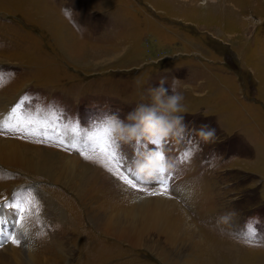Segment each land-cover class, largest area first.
Instances as JSON below:
<instances>
[{
    "label": "rangeland",
    "instance_id": "374dc122",
    "mask_svg": "<svg viewBox=\"0 0 264 264\" xmlns=\"http://www.w3.org/2000/svg\"><path fill=\"white\" fill-rule=\"evenodd\" d=\"M0 72L7 75L0 114L27 95L29 111L42 110L53 137L0 132L31 163L0 161V202L12 196L25 209L18 216L0 203L14 231L11 241L1 239L0 250L23 245L19 227L42 242L45 264H264V0H0ZM173 78L184 96L188 131L161 143L173 172L163 195L177 201V219L191 228H177L179 236L168 239L149 228L138 238L127 234L131 224L114 198L90 196L103 203L92 211L79 202L82 166L126 185L80 137L112 114L127 122L137 105L151 102L149 89L164 80L171 91ZM201 125L215 129L214 142L205 144L192 131ZM113 139L121 170L135 172L153 153L147 141ZM50 169L67 174L54 179ZM140 178L142 192L161 196L155 175ZM193 185L210 193L208 207L187 204ZM105 200L116 208L105 210ZM250 229L255 239L248 242ZM55 240L70 253L56 250ZM230 244L232 256L222 248Z\"/></svg>",
    "mask_w": 264,
    "mask_h": 264
},
{
    "label": "bare ground",
    "instance_id": "6f19581e",
    "mask_svg": "<svg viewBox=\"0 0 264 264\" xmlns=\"http://www.w3.org/2000/svg\"><path fill=\"white\" fill-rule=\"evenodd\" d=\"M15 150H17V147L12 146V144H10L8 140L0 139V161H5V163L8 164L23 166L25 168L31 165L30 161L21 154V151L15 153ZM66 161L67 162H65L66 164L64 166V169H69V173H71L73 171V164L68 161V159ZM82 167L84 169V172L79 177L80 180H78L79 185L77 187V198L79 202L81 204H87L88 207H91L90 210L92 211L94 208L98 210L102 209L103 203H92L89 199L90 196L98 195L100 197H105L106 200L109 198H114V200H116L118 203V208L120 205H122L123 208L122 212L119 215L123 216L131 224L130 226L133 231L128 232L127 234L138 236L139 238V236L141 235L140 233L144 229L147 230L149 228H158L157 230H159L161 234L167 235L166 239H168L179 236L176 232L177 228L181 230V233L182 228L186 232L191 228L188 221L184 222L188 225L182 226V220L177 219V213L182 210L177 201H175L171 197L166 195H151L142 191H138L136 189H132L129 186L120 183V181L112 177L110 178L108 174L103 172L98 167H93L92 170H90L91 166L88 165ZM46 174L48 175V177L59 179V177L67 173L55 174L54 172H52V169H50V171H47ZM186 185H188V182L186 183ZM188 187L189 186H187L186 188ZM199 189H201L199 185H193V187L189 188L191 194L184 195L187 200V204L198 208V205L203 203L206 207H208L211 204V202H209L210 198L208 197L210 193L207 192V189L203 187L201 189L202 192L199 193ZM106 200L104 206L105 210L113 209V207H115L114 203L109 202L106 204ZM7 215L8 214L6 211L0 212V236L1 239L5 241H9V237L5 232V230L8 229V224H6L7 222L4 221L5 218L7 219ZM102 217L103 216H101V218ZM106 217L112 216H108L106 214L104 215V218ZM103 221L108 222L105 220ZM15 230L18 234L23 236V239H25L24 243L21 247H15L11 245L7 248L4 247L5 249L3 250H0V264H45L42 257V250L44 247H41L42 242H38L35 239L33 231L30 228L23 229L19 227H16ZM130 238H133V236H130ZM3 243L6 244L7 242ZM54 243L56 244V250L59 249V251H62L64 255H68L70 253V250L62 240H55ZM213 246L216 251V245ZM230 246L231 247L227 245L226 248H222L230 252L231 255L233 244H230ZM239 254L242 253L240 252ZM55 257L57 256H54V258Z\"/></svg>",
    "mask_w": 264,
    "mask_h": 264
},
{
    "label": "clouds",
    "instance_id": "9594fccd",
    "mask_svg": "<svg viewBox=\"0 0 264 264\" xmlns=\"http://www.w3.org/2000/svg\"><path fill=\"white\" fill-rule=\"evenodd\" d=\"M177 83V79L173 78L171 91L164 86V80H161L157 87L149 89L151 102L137 105L128 113L127 122L115 114L107 117L104 127L109 136L125 143L147 141L157 145L167 138L182 139L188 131V126L181 115L186 108L183 104V94L176 90ZM192 131L203 143L214 142V128L201 125ZM155 156L154 152L149 153L136 165L135 173L138 177H153L156 172L169 167L166 161L157 160Z\"/></svg>",
    "mask_w": 264,
    "mask_h": 264
},
{
    "label": "snow or ice",
    "instance_id": "6c2138e0",
    "mask_svg": "<svg viewBox=\"0 0 264 264\" xmlns=\"http://www.w3.org/2000/svg\"><path fill=\"white\" fill-rule=\"evenodd\" d=\"M7 79V75L3 72H0V86H3ZM29 97L27 95L22 96L16 105L10 109L9 112L5 114H0V132L4 131H19L24 135L34 136L43 140H50L53 137L48 134L45 130L49 125V120L47 117L41 116V109H35L34 111H29L28 109V101ZM77 128H73V132H76ZM81 142L85 147H89L93 154L99 152V154L103 157L104 162L111 167H109V171L114 167L117 172H119V179L128 185L132 189H136L138 191L144 190V185L146 182L142 181L140 177H138L134 171L128 170L125 167L124 170H121V157L119 153L116 151V141L109 136L107 130L104 127V123L97 126L95 129L90 130L89 132L83 133L80 137ZM58 143H64L63 140H57ZM162 143V142H161ZM167 142H165L166 147ZM154 148L150 149L153 151L157 160H168L169 157L165 151H162L160 146L161 144H152ZM70 147L76 148L75 144H70ZM80 150V149H77ZM81 151V155L85 159H90L91 157L86 155L84 151ZM192 154L191 149L186 150L182 159L187 160ZM127 173V174H125ZM115 174V173H114ZM156 176V184L160 188V195H163L170 191V181L173 179V172L167 171V169H161L160 171L155 173ZM174 190V189H173ZM152 195H156V192L151 193ZM3 206L12 207L14 211H16L19 216L20 213L24 212L25 209L20 206V204L16 203L14 197L10 196L7 201L0 202ZM22 203V202H21ZM23 227V224L20 225ZM255 239V231L250 229L248 235L246 236V240L251 242ZM13 243H19V237L12 241ZM3 246V245H0Z\"/></svg>",
    "mask_w": 264,
    "mask_h": 264
}]
</instances>
